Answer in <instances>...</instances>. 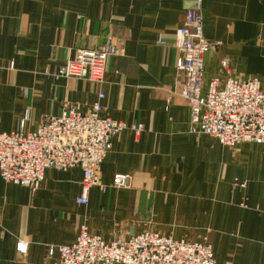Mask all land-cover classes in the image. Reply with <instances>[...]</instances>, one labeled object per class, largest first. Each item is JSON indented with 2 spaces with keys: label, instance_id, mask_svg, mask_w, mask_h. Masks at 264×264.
Returning a JSON list of instances; mask_svg holds the SVG:
<instances>
[{
  "label": "crops",
  "instance_id": "0c3cea01",
  "mask_svg": "<svg viewBox=\"0 0 264 264\" xmlns=\"http://www.w3.org/2000/svg\"><path fill=\"white\" fill-rule=\"evenodd\" d=\"M188 5L0 0V132L17 130L24 117L32 131L63 108L86 112L95 102L101 117L126 124L86 204L76 202L79 167L47 168L33 191L0 176V264H50L57 251L49 247L72 244L83 226L105 241L152 231L209 243L216 264H264V145L226 146L190 131L178 93L174 30ZM201 13L204 37L219 42L205 55L206 79L224 83L226 58L231 76L255 78L264 90V0H202ZM106 46L117 53L100 82L56 75L78 50ZM117 173L129 175L127 187L111 186Z\"/></svg>",
  "mask_w": 264,
  "mask_h": 264
},
{
  "label": "built area",
  "instance_id": "2783aa9c",
  "mask_svg": "<svg viewBox=\"0 0 264 264\" xmlns=\"http://www.w3.org/2000/svg\"><path fill=\"white\" fill-rule=\"evenodd\" d=\"M186 1L183 24L174 30V46L175 68L183 74L178 93L190 108V131L208 134L226 146L240 142L264 145V90L255 78L231 76L226 58L221 59L227 74L224 83L217 77L206 79L205 55L219 42L203 35L202 0ZM114 53L107 46L80 49L58 67L56 75L100 82L107 58ZM100 110L99 102L86 112L70 106L48 116L32 131L24 130V117L17 130L0 132L1 178L33 191L47 168L79 167L82 178L76 202L86 204L89 189L99 184L98 168L111 149L112 136L126 128L120 120L101 117ZM132 128L139 133L142 125ZM128 181L129 175L117 173L111 186L127 187ZM26 249V243L17 242L19 253ZM55 250L57 257L50 264H216L209 243L187 242L152 231L105 241L83 226L72 244L49 247L48 254Z\"/></svg>",
  "mask_w": 264,
  "mask_h": 264
}]
</instances>
